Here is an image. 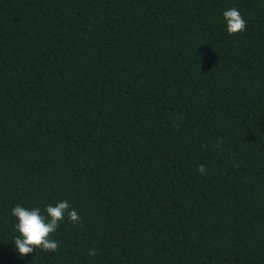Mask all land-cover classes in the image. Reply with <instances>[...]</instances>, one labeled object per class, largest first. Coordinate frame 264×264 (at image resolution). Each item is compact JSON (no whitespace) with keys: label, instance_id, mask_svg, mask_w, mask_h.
I'll use <instances>...</instances> for the list:
<instances>
[{"label":"trees","instance_id":"1","mask_svg":"<svg viewBox=\"0 0 264 264\" xmlns=\"http://www.w3.org/2000/svg\"><path fill=\"white\" fill-rule=\"evenodd\" d=\"M0 264H264V0H0Z\"/></svg>","mask_w":264,"mask_h":264},{"label":"clouds","instance_id":"2","mask_svg":"<svg viewBox=\"0 0 264 264\" xmlns=\"http://www.w3.org/2000/svg\"><path fill=\"white\" fill-rule=\"evenodd\" d=\"M226 22V30L229 35L243 32L246 28V21L236 8H229L223 12ZM219 147V142L216 145ZM206 147V145H205ZM197 171L204 174L207 169L200 164ZM42 214L38 207L26 208L20 204L15 205L11 215L15 218L13 229L18 235L13 238L15 250L21 258L39 250L43 253H55L58 250V242L51 238L56 232L60 222L67 216V219L74 224L81 223V217L74 209H70L66 200L59 201L53 205H47ZM89 255H95V250L89 251Z\"/></svg>","mask_w":264,"mask_h":264}]
</instances>
